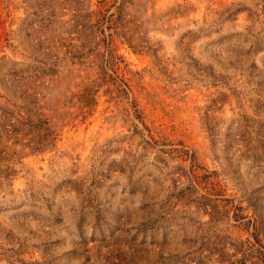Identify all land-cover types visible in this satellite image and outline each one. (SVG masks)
Masks as SVG:
<instances>
[{"label":"rangeland","instance_id":"obj_1","mask_svg":"<svg viewBox=\"0 0 264 264\" xmlns=\"http://www.w3.org/2000/svg\"><path fill=\"white\" fill-rule=\"evenodd\" d=\"M0 264H264V0H0Z\"/></svg>","mask_w":264,"mask_h":264}]
</instances>
